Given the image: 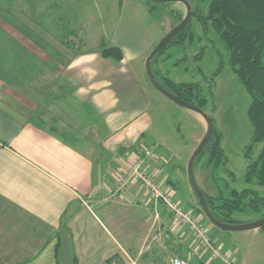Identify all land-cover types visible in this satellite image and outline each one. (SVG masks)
I'll list each match as a JSON object with an SVG mask.
<instances>
[{"label":"crops","instance_id":"0c3cea01","mask_svg":"<svg viewBox=\"0 0 264 264\" xmlns=\"http://www.w3.org/2000/svg\"><path fill=\"white\" fill-rule=\"evenodd\" d=\"M1 1L0 264H201L188 227L112 174L155 147L147 172L160 184L188 181L182 156L172 164L163 157L175 150L159 153L152 112L162 94L144 68L165 32L143 31L131 14L110 35L107 18L87 9L94 0ZM134 10L151 22L146 1ZM102 44L121 61L102 57Z\"/></svg>","mask_w":264,"mask_h":264},{"label":"rangeland","instance_id":"374dc122","mask_svg":"<svg viewBox=\"0 0 264 264\" xmlns=\"http://www.w3.org/2000/svg\"><path fill=\"white\" fill-rule=\"evenodd\" d=\"M118 1L94 0L92 2L94 7H87L89 12L91 9L93 13L96 10L98 14L107 18L106 25L110 35L113 33L112 28L116 25L117 18L131 14L139 17L143 31H149L153 29L154 25H157L166 34L176 26L178 20L184 17L186 11L185 6L180 3H154L156 6H152L154 9L150 16L151 22L148 21L147 25L144 13L139 14L137 10H134V7L138 1H146L151 6L152 3H149V0H122L123 6H118ZM0 2L2 1L0 0ZM189 3L192 9L193 6L199 4L197 0H191ZM199 6L204 12L206 11L207 3H200ZM202 25L192 18L194 40L182 46H173L158 58L159 68L163 75L177 83H197L201 87L200 97L206 99L203 112L213 121H211L212 125L222 136L221 148L227 157L226 170L218 168L213 175L214 182L212 183L211 168L207 167V160L204 158L194 168L196 182L202 191L214 197H217L219 192L227 196L232 189L238 192L251 189L256 191L259 196L264 197V187L256 186L253 182L247 184L244 181L247 165L257 158L263 147V144H257L253 147L249 157L245 156L246 147L251 141L252 134V127L247 118V109L251 98L232 71L228 52L225 50L219 34L210 22H207L205 27ZM152 66L155 68V63ZM160 96L163 104L155 103L152 112L154 131L157 135L156 141L161 143L159 153L164 152V148L175 150L174 154H166V158H163L166 159V163L172 161L171 163L175 164L178 162L177 155L182 156V169L187 176L184 162L186 158L189 160L204 136L205 121L197 113L176 105L163 95ZM125 168L124 164L115 168V171L112 172V174H116L115 179L118 178L117 171L120 177H125ZM170 177L173 178V175L170 174ZM153 178L155 184L172 188L176 201L185 209H191L194 214L197 213L201 223L205 228L207 227L208 234L212 236L221 251L234 256L235 264H264V231H223L213 226L201 212L198 213L200 207L192 193L193 200H195L193 207L187 206L188 181H185L184 185L179 183L168 185L158 183V178L154 175ZM115 179L111 177V180L116 184ZM129 183L131 182L125 184L124 187ZM136 184L141 186L140 183ZM233 218L240 224L252 223L263 219L264 211L234 214Z\"/></svg>","mask_w":264,"mask_h":264},{"label":"trees","instance_id":"16d2710c","mask_svg":"<svg viewBox=\"0 0 264 264\" xmlns=\"http://www.w3.org/2000/svg\"><path fill=\"white\" fill-rule=\"evenodd\" d=\"M197 1L199 4L193 6L189 23L152 59L151 68L167 49L182 46L194 40L192 18L202 23L203 27L207 22L212 24L228 52L232 71L251 98L247 118L252 127V134L245 156L249 157L255 145L263 144L257 158L247 165L244 181L247 184L253 182L256 186L264 187V0ZM204 2L207 3L205 12L199 6ZM149 3H152L149 6V12L152 14L153 7L156 5L151 1ZM179 22L180 20L176 25ZM99 52L102 57L111 58L116 63L122 59L121 50L116 46L102 44ZM152 71L166 90L204 110L206 99L200 97L201 87L197 83H177L159 71L153 69ZM221 140V134L213 126L209 141L194 162L195 168L197 163L199 164L202 159L206 158V165L211 168L212 183L216 170L220 167L225 169L227 165V157L221 148ZM168 184L173 185L172 182ZM202 193L213 217L223 224H240L233 218L234 214L264 211V197L251 189H244L240 192L232 189L227 196L219 192L217 197L208 195L204 191ZM197 205L199 206L198 201ZM199 212L202 213L200 209ZM258 230L264 231V227Z\"/></svg>","mask_w":264,"mask_h":264},{"label":"built area","instance_id":"2783aa9c","mask_svg":"<svg viewBox=\"0 0 264 264\" xmlns=\"http://www.w3.org/2000/svg\"><path fill=\"white\" fill-rule=\"evenodd\" d=\"M157 152L155 147H148L142 151V155L138 156L133 162L127 165L124 172L125 177H120L119 183L123 188L128 182L140 183L144 188L148 201L162 204L165 211L172 217L173 227L184 225L187 226L193 239L194 245L201 250L202 263L217 262L221 264H235V260L230 254L223 253L218 245H216L212 236L201 223L200 217L192 212L191 209H185L174 197V190L169 186H161L154 183L153 175L147 172L144 167V161L156 160ZM121 188V189H122ZM166 236V234L164 235ZM161 236L152 238L147 249L151 244L161 240ZM167 238V236H166ZM170 264H190L188 259L181 257H173Z\"/></svg>","mask_w":264,"mask_h":264},{"label":"water","instance_id":"95a60500","mask_svg":"<svg viewBox=\"0 0 264 264\" xmlns=\"http://www.w3.org/2000/svg\"><path fill=\"white\" fill-rule=\"evenodd\" d=\"M154 3H182L185 8V15L181 19V21L174 26L168 33L165 34V36L158 42V44L153 48V50L150 52L148 57L145 60L144 68L147 75V78L149 79L151 85L159 91L163 96H165L168 100L172 101L176 105L188 109L192 112L197 113L200 115L206 124V131L204 136L202 137L201 141L199 142L196 149L192 152L186 166V172H187V178L188 183L190 186V189L192 193L197 198L200 210L204 214V216L207 218V220L215 227L223 230V231H245V230H256L264 227V218L260 219L258 221L247 223V224H223L219 221H217L213 215L211 214L209 208L207 207L205 197L200 190L196 178L194 175V162L196 157L199 155V153L204 149L207 142L209 141L212 131H213V125L211 122V119L207 114L203 112L200 108L197 106H194L188 102H185L178 96L172 94L168 90H166L156 79L152 68H151V61L152 59L166 46L170 43V41L189 23L191 16H192V7L190 3L187 0H149Z\"/></svg>","mask_w":264,"mask_h":264},{"label":"flooded vegetation","instance_id":"af4514ba","mask_svg":"<svg viewBox=\"0 0 264 264\" xmlns=\"http://www.w3.org/2000/svg\"><path fill=\"white\" fill-rule=\"evenodd\" d=\"M177 3V2H176ZM180 4H182V3H180ZM181 21V20H180ZM173 28V27H172Z\"/></svg>","mask_w":264,"mask_h":264}]
</instances>
